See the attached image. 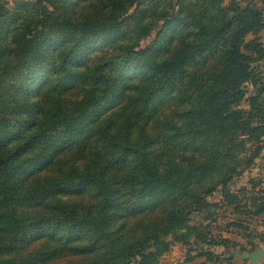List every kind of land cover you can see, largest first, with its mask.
Returning <instances> with one entry per match:
<instances>
[{
  "label": "trees",
  "instance_id": "obj_1",
  "mask_svg": "<svg viewBox=\"0 0 264 264\" xmlns=\"http://www.w3.org/2000/svg\"><path fill=\"white\" fill-rule=\"evenodd\" d=\"M86 1H23L9 18L0 9V30L17 21L15 60L28 81L14 91L0 53V264H49L60 253L73 264H158L191 240L198 251L183 264H223L212 248L229 250L231 239L191 217L262 153L264 44L246 38L264 28V0H200L192 31L164 56L183 0L176 12L173 0L133 13L144 0H112L83 14ZM102 47L109 57L94 58ZM175 93L180 118L156 132L149 122ZM249 184L223 200L260 217L264 187ZM229 226L264 241L248 223Z\"/></svg>",
  "mask_w": 264,
  "mask_h": 264
},
{
  "label": "rangeland",
  "instance_id": "obj_2",
  "mask_svg": "<svg viewBox=\"0 0 264 264\" xmlns=\"http://www.w3.org/2000/svg\"><path fill=\"white\" fill-rule=\"evenodd\" d=\"M23 1H31V0H1L0 1V9H8V18L10 13H18V5ZM112 0H87L86 2H81L80 12L83 14H93L98 13L103 9H107L111 4ZM155 1L154 6H156L157 10L166 9L170 4L172 5L171 11L181 10V6L179 4L180 0H153ZM168 1L170 4H168ZM256 1V2H255ZM254 3L258 4V0H255ZM184 7L182 10V16H184V20L181 21V24L176 27L174 30L169 32L166 36L164 48L162 51V55L172 54L180 49L182 46L185 35L188 34L189 29L192 31V17L195 13L203 12V3L200 0H183ZM229 2L226 0L225 3ZM247 2H242V4H246ZM151 1L144 0L141 5L138 7H133L130 12H134L136 9H142L146 6H149ZM260 4V2H259ZM5 11V10H3ZM79 12V13H80ZM24 13V12H23ZM1 14V10H0ZM31 13L25 12L24 15L19 20H27L30 18ZM136 17H138L136 15ZM209 18V17H208ZM5 18L0 16V26L2 21ZM189 24H187V22ZM17 22V21H16ZM16 22L13 20L7 24V27H3L0 30V53L1 57L7 62V64L14 68L12 70L14 77L12 80L11 88L14 91H18L22 86L21 83L23 81L24 84H27V78L25 75V70L20 67L15 60V47L13 41L16 40L17 30H16ZM163 24L162 21L159 20L157 26L153 28L146 38L142 41V45L150 43L157 34V30ZM190 26V27H189ZM247 41H258L264 44V28L258 29L256 32L250 33L247 38ZM111 53V49L107 47L100 48L97 55L95 54L94 58L103 56L104 58H108ZM205 69L208 70L211 66V63L204 64ZM22 69V70H21ZM31 82V81H30ZM250 90H253L252 88ZM255 92V91H254ZM253 93V92H252ZM20 94V93H19ZM81 93L78 92L77 96H80ZM262 97L264 98V89L262 91ZM171 98L166 102L161 104L159 111L157 113L156 118L154 117L149 122L150 127L156 128V132L165 130L164 127L169 125L170 121L173 119L176 120L180 118L179 110L181 102L179 101L178 93L171 94ZM161 128V130H160ZM261 145L263 146L262 153L260 157L256 160V163L253 167L246 170L242 176L234 179L230 184L226 187H219L213 194L209 195L207 198L209 199L212 206H210L205 213L193 214L191 219V224L201 223L202 225H210L212 231L218 233V231H222V235L231 239V248L229 250L224 249L223 247H214L216 253H223V264H250L249 259L243 258L242 254H248L257 248H264V241H261L260 238L255 237L253 240H250L247 234L243 233L241 230L237 229V227H230L229 223L232 221H239L248 223L250 228H255L258 231H264V215L260 217L250 218L244 215L241 212H237L234 210V206H226L223 198L225 195H229L231 193H238L240 189L243 187H249V180L251 178H257L259 181L261 180V186L264 187V136L261 139ZM215 204H219V207L215 206ZM142 222L140 220H136L126 224L127 230L134 229L133 226H140ZM191 245H186L182 242H174L170 250L164 253L160 259L158 264H183L188 257V253L190 249H194L193 252H190V255H195L198 251V247L194 245V240H191ZM206 248V247H204ZM226 250V251H225ZM226 257H231L230 262L225 260ZM205 258H195L193 262H201L204 261ZM77 259L75 255L71 253H60L55 256L49 264H73ZM209 264H214L213 262ZM257 264H264V258H260Z\"/></svg>",
  "mask_w": 264,
  "mask_h": 264
},
{
  "label": "water",
  "instance_id": "obj_3",
  "mask_svg": "<svg viewBox=\"0 0 264 264\" xmlns=\"http://www.w3.org/2000/svg\"><path fill=\"white\" fill-rule=\"evenodd\" d=\"M245 259L250 260V264H257L260 258H264V248H257L256 250L241 255Z\"/></svg>",
  "mask_w": 264,
  "mask_h": 264
}]
</instances>
